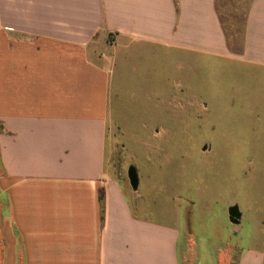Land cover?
I'll use <instances>...</instances> for the list:
<instances>
[{
    "label": "crops",
    "instance_id": "1",
    "mask_svg": "<svg viewBox=\"0 0 264 264\" xmlns=\"http://www.w3.org/2000/svg\"><path fill=\"white\" fill-rule=\"evenodd\" d=\"M202 59L264 114V0L238 49L216 0H0V264H187L178 227L106 173V141L125 92L177 91L200 117ZM248 236L231 264H264V217Z\"/></svg>",
    "mask_w": 264,
    "mask_h": 264
},
{
    "label": "rangeland",
    "instance_id": "2",
    "mask_svg": "<svg viewBox=\"0 0 264 264\" xmlns=\"http://www.w3.org/2000/svg\"><path fill=\"white\" fill-rule=\"evenodd\" d=\"M247 2L216 0L234 49ZM209 60L202 59L199 77L200 117L179 106L177 91L125 92L106 141V173L139 216L178 227L187 264L208 261L216 249L220 263L231 264L264 217V114L246 102L240 74L214 73ZM130 165L136 191L127 180ZM231 205L241 213L237 225L228 221Z\"/></svg>",
    "mask_w": 264,
    "mask_h": 264
},
{
    "label": "water",
    "instance_id": "3",
    "mask_svg": "<svg viewBox=\"0 0 264 264\" xmlns=\"http://www.w3.org/2000/svg\"><path fill=\"white\" fill-rule=\"evenodd\" d=\"M126 175L131 190L136 191L138 188V176L135 167L132 165L128 166ZM227 216H228V221L231 224L237 225L240 223L241 213L237 205H231L228 207Z\"/></svg>",
    "mask_w": 264,
    "mask_h": 264
}]
</instances>
